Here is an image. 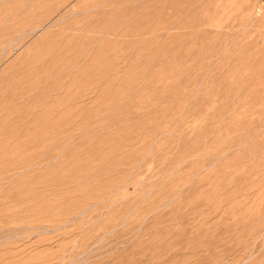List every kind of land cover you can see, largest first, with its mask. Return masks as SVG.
Masks as SVG:
<instances>
[{"label":"rangeland","instance_id":"1","mask_svg":"<svg viewBox=\"0 0 264 264\" xmlns=\"http://www.w3.org/2000/svg\"><path fill=\"white\" fill-rule=\"evenodd\" d=\"M0 264H264V0H0Z\"/></svg>","mask_w":264,"mask_h":264}]
</instances>
